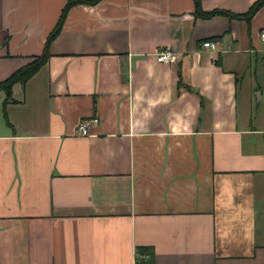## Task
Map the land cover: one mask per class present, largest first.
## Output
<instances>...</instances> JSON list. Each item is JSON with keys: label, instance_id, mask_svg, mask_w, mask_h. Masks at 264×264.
<instances>
[{"label": "crops", "instance_id": "0c3cea01", "mask_svg": "<svg viewBox=\"0 0 264 264\" xmlns=\"http://www.w3.org/2000/svg\"><path fill=\"white\" fill-rule=\"evenodd\" d=\"M199 1L229 16L73 6L48 61L0 91V264H264V6ZM66 3L0 0V84Z\"/></svg>", "mask_w": 264, "mask_h": 264}, {"label": "trees", "instance_id": "16d2710c", "mask_svg": "<svg viewBox=\"0 0 264 264\" xmlns=\"http://www.w3.org/2000/svg\"><path fill=\"white\" fill-rule=\"evenodd\" d=\"M102 0H67V3L62 11V14L60 16V19L53 30V32L49 35L45 49L43 54L40 57L34 58V60L25 68L19 70L16 72L11 78H9L7 81L0 84V91H5L7 94V97H9L10 88L14 83H24L26 80H28L43 64H45L49 59V53H48V47L49 44L57 37V35L60 33L63 22L65 20L66 14L68 10L76 5L85 4V5H95L99 3ZM194 7H195V15L198 18L202 19H212L219 15H227V13L219 12V11H212L205 13L200 8V1L199 0H193ZM264 6V0H258L255 2L252 7L249 9L248 13H246L244 16H242L245 20L249 21L252 16L256 13L258 9ZM217 63V62H216ZM179 82L178 87H181V73H178Z\"/></svg>", "mask_w": 264, "mask_h": 264}, {"label": "built area", "instance_id": "2783aa9c", "mask_svg": "<svg viewBox=\"0 0 264 264\" xmlns=\"http://www.w3.org/2000/svg\"><path fill=\"white\" fill-rule=\"evenodd\" d=\"M261 39L264 41V34H261ZM204 48H209L212 50H218V44L216 42H205L203 43ZM156 62L158 63H164V64H169L175 61L176 57L175 55L170 51V50H161L158 51L155 55ZM98 119L92 118L89 120H82L78 124V134L80 136H88V129L91 125L97 124Z\"/></svg>", "mask_w": 264, "mask_h": 264}, {"label": "water", "instance_id": "95a60500", "mask_svg": "<svg viewBox=\"0 0 264 264\" xmlns=\"http://www.w3.org/2000/svg\"><path fill=\"white\" fill-rule=\"evenodd\" d=\"M257 98H258V96H257Z\"/></svg>", "mask_w": 264, "mask_h": 264}]
</instances>
